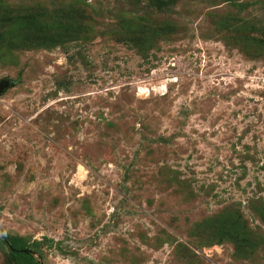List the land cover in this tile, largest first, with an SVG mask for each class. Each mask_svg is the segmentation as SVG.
<instances>
[{
  "label": "rangeland",
  "instance_id": "obj_1",
  "mask_svg": "<svg viewBox=\"0 0 264 264\" xmlns=\"http://www.w3.org/2000/svg\"><path fill=\"white\" fill-rule=\"evenodd\" d=\"M2 77L0 264H264V0H0Z\"/></svg>",
  "mask_w": 264,
  "mask_h": 264
},
{
  "label": "trees",
  "instance_id": "obj_2",
  "mask_svg": "<svg viewBox=\"0 0 264 264\" xmlns=\"http://www.w3.org/2000/svg\"><path fill=\"white\" fill-rule=\"evenodd\" d=\"M240 226L238 225L234 227L233 234H237L239 231ZM2 241L6 244L9 254L13 256V258H17L25 264H39L36 259H34L30 254V248L28 245L23 242L20 238L9 236V235H2Z\"/></svg>",
  "mask_w": 264,
  "mask_h": 264
},
{
  "label": "water",
  "instance_id": "obj_3",
  "mask_svg": "<svg viewBox=\"0 0 264 264\" xmlns=\"http://www.w3.org/2000/svg\"><path fill=\"white\" fill-rule=\"evenodd\" d=\"M13 82L14 81H12L6 77L0 78V93H2L7 87H10L13 84Z\"/></svg>",
  "mask_w": 264,
  "mask_h": 264
}]
</instances>
